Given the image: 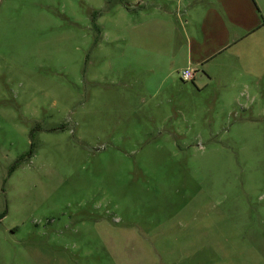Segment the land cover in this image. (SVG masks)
I'll list each match as a JSON object with an SVG mask.
<instances>
[{
  "label": "rangeland",
  "instance_id": "obj_1",
  "mask_svg": "<svg viewBox=\"0 0 264 264\" xmlns=\"http://www.w3.org/2000/svg\"><path fill=\"white\" fill-rule=\"evenodd\" d=\"M160 5L0 0V264H264V60L145 90Z\"/></svg>",
  "mask_w": 264,
  "mask_h": 264
},
{
  "label": "crops",
  "instance_id": "obj_2",
  "mask_svg": "<svg viewBox=\"0 0 264 264\" xmlns=\"http://www.w3.org/2000/svg\"><path fill=\"white\" fill-rule=\"evenodd\" d=\"M167 1L176 3V8L160 5L163 16L144 21V32L140 33L145 39L143 43L139 42L136 47L138 41L131 42L133 34L127 35L131 34V23L124 30V41L127 42L123 50L124 68L145 72V90L160 88L161 83L156 82L160 70L168 77L175 70L178 73L184 67H191L193 81L200 66L209 64L232 46L238 55L249 50L251 54H257L256 64L260 57L264 60V48L256 52V46L261 43L250 45L258 39L264 42V0ZM176 35L181 39L177 46L174 44ZM149 36L155 39L151 40ZM135 55L138 59L133 58Z\"/></svg>",
  "mask_w": 264,
  "mask_h": 264
},
{
  "label": "built area",
  "instance_id": "obj_3",
  "mask_svg": "<svg viewBox=\"0 0 264 264\" xmlns=\"http://www.w3.org/2000/svg\"><path fill=\"white\" fill-rule=\"evenodd\" d=\"M194 70L191 67H185L180 71V77L182 80L187 81L193 78Z\"/></svg>",
  "mask_w": 264,
  "mask_h": 264
},
{
  "label": "trees",
  "instance_id": "obj_4",
  "mask_svg": "<svg viewBox=\"0 0 264 264\" xmlns=\"http://www.w3.org/2000/svg\"><path fill=\"white\" fill-rule=\"evenodd\" d=\"M96 13H97V11H94V12H93V14H96Z\"/></svg>",
  "mask_w": 264,
  "mask_h": 264
}]
</instances>
